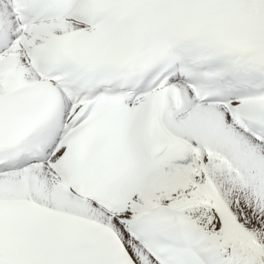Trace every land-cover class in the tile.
<instances>
[{"label": "snow or ice", "instance_id": "6c2138e0", "mask_svg": "<svg viewBox=\"0 0 264 264\" xmlns=\"http://www.w3.org/2000/svg\"><path fill=\"white\" fill-rule=\"evenodd\" d=\"M0 264H264V0H0Z\"/></svg>", "mask_w": 264, "mask_h": 264}]
</instances>
